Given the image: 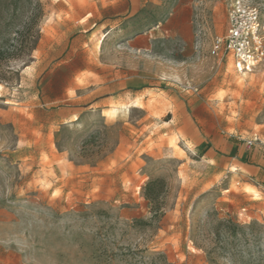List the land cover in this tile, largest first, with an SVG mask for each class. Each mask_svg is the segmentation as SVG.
<instances>
[{
    "label": "rangeland",
    "instance_id": "obj_1",
    "mask_svg": "<svg viewBox=\"0 0 264 264\" xmlns=\"http://www.w3.org/2000/svg\"><path fill=\"white\" fill-rule=\"evenodd\" d=\"M232 1L0 0V264H264V63L207 53Z\"/></svg>",
    "mask_w": 264,
    "mask_h": 264
},
{
    "label": "built area",
    "instance_id": "obj_2",
    "mask_svg": "<svg viewBox=\"0 0 264 264\" xmlns=\"http://www.w3.org/2000/svg\"><path fill=\"white\" fill-rule=\"evenodd\" d=\"M205 32V28L200 34ZM208 55L231 61L235 73H253L264 63V6L250 0H233L227 11L223 36L212 38ZM252 144V141L248 142Z\"/></svg>",
    "mask_w": 264,
    "mask_h": 264
},
{
    "label": "trees",
    "instance_id": "obj_3",
    "mask_svg": "<svg viewBox=\"0 0 264 264\" xmlns=\"http://www.w3.org/2000/svg\"><path fill=\"white\" fill-rule=\"evenodd\" d=\"M158 184H161V181L156 180V181L150 182L147 186L148 197H150L149 199L152 201H155V198L151 196L150 192H151L152 188H154Z\"/></svg>",
    "mask_w": 264,
    "mask_h": 264
},
{
    "label": "crops",
    "instance_id": "obj_4",
    "mask_svg": "<svg viewBox=\"0 0 264 264\" xmlns=\"http://www.w3.org/2000/svg\"><path fill=\"white\" fill-rule=\"evenodd\" d=\"M253 2H254V0H252ZM254 3H257V4H261V5H263L264 6V0H257L256 2H254ZM227 22V21H226ZM215 59V58H214ZM0 212H2V210H0ZM4 213H5V211H4Z\"/></svg>",
    "mask_w": 264,
    "mask_h": 264
}]
</instances>
